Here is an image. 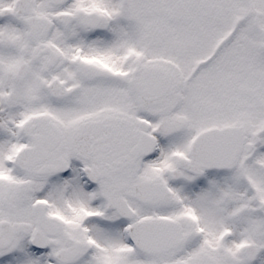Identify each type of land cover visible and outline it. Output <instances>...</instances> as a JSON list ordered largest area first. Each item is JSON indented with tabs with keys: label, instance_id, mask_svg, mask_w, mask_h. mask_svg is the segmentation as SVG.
<instances>
[{
	"label": "snow or ice",
	"instance_id": "obj_1",
	"mask_svg": "<svg viewBox=\"0 0 264 264\" xmlns=\"http://www.w3.org/2000/svg\"><path fill=\"white\" fill-rule=\"evenodd\" d=\"M0 264H264V0H0Z\"/></svg>",
	"mask_w": 264,
	"mask_h": 264
}]
</instances>
